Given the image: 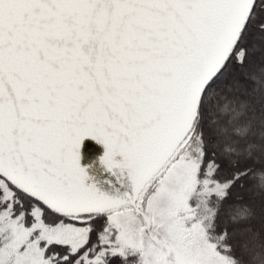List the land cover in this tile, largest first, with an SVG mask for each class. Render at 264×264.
I'll list each match as a JSON object with an SVG mask.
<instances>
[{
	"label": "snow or ice",
	"instance_id": "obj_1",
	"mask_svg": "<svg viewBox=\"0 0 264 264\" xmlns=\"http://www.w3.org/2000/svg\"><path fill=\"white\" fill-rule=\"evenodd\" d=\"M0 264H264V0H0Z\"/></svg>",
	"mask_w": 264,
	"mask_h": 264
},
{
	"label": "water",
	"instance_id": "obj_2",
	"mask_svg": "<svg viewBox=\"0 0 264 264\" xmlns=\"http://www.w3.org/2000/svg\"><path fill=\"white\" fill-rule=\"evenodd\" d=\"M101 151H102V149H101Z\"/></svg>",
	"mask_w": 264,
	"mask_h": 264
}]
</instances>
